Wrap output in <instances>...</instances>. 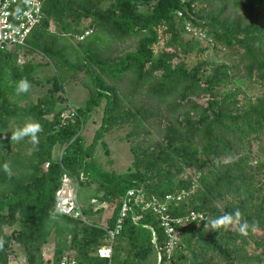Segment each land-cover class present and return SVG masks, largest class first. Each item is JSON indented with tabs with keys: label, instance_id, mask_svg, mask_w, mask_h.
I'll return each instance as SVG.
<instances>
[{
	"label": "trees",
	"instance_id": "trees-1",
	"mask_svg": "<svg viewBox=\"0 0 264 264\" xmlns=\"http://www.w3.org/2000/svg\"><path fill=\"white\" fill-rule=\"evenodd\" d=\"M27 122L36 142L12 139ZM118 131L124 172L95 161ZM64 175L93 187L84 219L56 208ZM130 189L187 193L169 216L204 218L175 226L168 255L159 214L131 203L110 242ZM17 248L25 264H264V0H42L25 44L0 49V264Z\"/></svg>",
	"mask_w": 264,
	"mask_h": 264
},
{
	"label": "built area",
	"instance_id": "built-area-1",
	"mask_svg": "<svg viewBox=\"0 0 264 264\" xmlns=\"http://www.w3.org/2000/svg\"><path fill=\"white\" fill-rule=\"evenodd\" d=\"M21 3L22 0H0V49L11 45H24L25 39L30 30L41 18L42 0H25L24 4ZM178 15H181V12H178ZM185 28L188 32L200 35V33L194 30L189 23H186ZM86 34H88V31L79 36V38H83ZM18 61H21V57H19ZM72 184L73 182L71 179L67 175H64L61 188L58 192L56 208L58 212L62 214L84 219L77 199V185L74 183L75 190H73ZM136 193L137 192L134 189H130L123 199L113 229L108 230L110 242H112L115 235L120 232L123 220L128 213L131 203L139 205L141 209H152L159 214L161 226L164 228L167 235L165 251L168 255L180 244V232L175 226L178 224H184L187 220H201L204 218L201 213L195 211H190L184 217L172 218L169 216L167 213L168 204L175 200L183 199L185 196H188L187 193H167L161 197L153 196L148 200L142 199V197ZM111 247V243H109V245L101 248V254L105 257H110ZM48 264L75 263L74 260L71 259H62L59 262Z\"/></svg>",
	"mask_w": 264,
	"mask_h": 264
},
{
	"label": "rangeland",
	"instance_id": "rangeland-1",
	"mask_svg": "<svg viewBox=\"0 0 264 264\" xmlns=\"http://www.w3.org/2000/svg\"><path fill=\"white\" fill-rule=\"evenodd\" d=\"M65 94L68 102L72 106H79L84 103V91L81 87H67L65 89ZM93 117L95 118L96 123L90 122L88 125H86L83 131L88 143L92 141L95 130L99 126L101 110H96ZM124 133V131H118L104 137L110 151L109 155H106L103 152L104 150L99 146L100 144L96 146L95 161L101 166V168L115 170L116 172H124L130 166L131 156L129 146L126 141L121 139ZM72 188L75 190L74 183L72 184ZM92 189V186H81L77 189L78 199L82 206H85L90 201H92L90 199ZM96 204L97 202L95 205ZM106 214L103 216V220L107 218ZM45 255L48 258L51 256V254L47 253V251L45 252ZM8 264H25L24 254L19 248H17V258L11 257Z\"/></svg>",
	"mask_w": 264,
	"mask_h": 264
},
{
	"label": "clouds",
	"instance_id": "clouds-1",
	"mask_svg": "<svg viewBox=\"0 0 264 264\" xmlns=\"http://www.w3.org/2000/svg\"><path fill=\"white\" fill-rule=\"evenodd\" d=\"M31 88V84L27 79H21L16 82L15 91L17 95L27 93ZM41 128L38 123L35 122H27L23 127L18 128L13 135L12 139L20 140L25 136H29L32 138V141L36 142V134L40 132Z\"/></svg>",
	"mask_w": 264,
	"mask_h": 264
},
{
	"label": "crops",
	"instance_id": "crops-1",
	"mask_svg": "<svg viewBox=\"0 0 264 264\" xmlns=\"http://www.w3.org/2000/svg\"><path fill=\"white\" fill-rule=\"evenodd\" d=\"M47 253H49V251H47Z\"/></svg>",
	"mask_w": 264,
	"mask_h": 264
}]
</instances>
